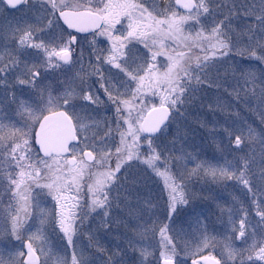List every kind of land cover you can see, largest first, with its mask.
<instances>
[{"label":"rangeland","instance_id":"374dc122","mask_svg":"<svg viewBox=\"0 0 264 264\" xmlns=\"http://www.w3.org/2000/svg\"><path fill=\"white\" fill-rule=\"evenodd\" d=\"M57 7L105 17L100 48L78 39L77 58L63 73L51 72V56L59 59L70 42L50 1L26 0L14 10L0 1V264H26L22 237L39 249V264H106L91 248L112 242V264H188L202 255L224 264L227 217L243 214L252 218L240 238L249 236L250 252L262 253L264 226L256 217L264 215V0H196L190 13L174 0H57ZM96 54L104 81L125 100L123 129L102 96L79 92L64 75L80 56ZM160 104L172 108L169 123L146 136L141 119ZM58 108L78 119L76 149L99 158V166L82 161L74 168L88 167L80 182L102 188L105 202L86 239L72 243L58 194L68 165L43 159L33 144L40 117ZM150 156L172 171L158 160L160 176L153 173ZM244 200L253 206L236 208ZM25 217L21 235L16 222ZM81 248L86 253L78 255Z\"/></svg>","mask_w":264,"mask_h":264},{"label":"flooded vegetation","instance_id":"af4514ba","mask_svg":"<svg viewBox=\"0 0 264 264\" xmlns=\"http://www.w3.org/2000/svg\"><path fill=\"white\" fill-rule=\"evenodd\" d=\"M26 0H24V3ZM57 3V0L56 2ZM53 6V5H52ZM19 8V7H18ZM51 8H55V5ZM82 7L74 8V9H79ZM88 9V8H86ZM93 12H100L98 10L94 9H88ZM101 13V12H100ZM102 14V13H101ZM104 25L101 26L98 30L91 32V33H79V32H74L71 29L67 28L66 26L64 27L66 29V34L65 37L69 38L70 44L68 45L67 41H64L65 47L67 48L64 50L65 53L69 54L68 60H64L62 58V52L59 56V59L56 56H51V72H55L57 70H60V73H63V71L66 69L65 65H68L71 63L73 58H77V50H76V44L78 39L81 38H86L88 40V45L90 44H97L99 46V42L96 37L101 36V30ZM97 40V41H96ZM97 48H100V46ZM151 48L148 47V49ZM101 50V49H100ZM151 50V49H150ZM86 60L88 62H83V60ZM78 60V59H77ZM102 58L99 55H94V56H80L79 61H77V66L75 70H71L68 72H65V74L71 76V79H75L73 84L74 86L76 85V89L81 91L82 93L86 95H93L97 94L103 97V99L106 100L107 104H105V108L109 112L110 117H115L116 124L115 125L118 128L123 129L126 123V117H122V113H126L127 111V106H125V100L123 98L119 99L117 97L116 90L118 88L113 89V87L110 88L111 84L112 86L114 85L113 83H106L104 81V74L101 72L99 69V64L101 62ZM50 64V63H49ZM92 68V70H88ZM63 75V77H64ZM129 77H123L122 80H126ZM111 90V91H110ZM79 91V92H80ZM82 101V100H81ZM78 101V102H81ZM90 102L93 103L95 99L89 100ZM120 102L122 105H120ZM77 105V103L75 104ZM90 105V104H89ZM92 105V104H91ZM66 112L69 114L71 117L76 133L78 135L79 141L75 144L70 145V150L71 154L68 156H53L51 159L54 161L62 160L68 165L67 168H64L63 170L65 171L64 174H68L66 181L67 183L64 185V187L59 191L58 194L62 193V198L59 200L60 204L63 206L62 213L65 215V220H67L66 225L64 227V234L65 237L70 241L69 243H72L74 240H85L87 237L86 232L88 231V223L89 220H92V218L95 216V214H98L99 212L102 211V208L105 206V202L102 201L98 195L99 192H101L102 188L99 189H93L90 187V185L86 183H82V179H87V168L84 169H75L74 166L77 164L81 163L83 161L84 165L87 164H92L95 162L96 165L99 166V158L97 155H95V160L93 162H87V160L84 157V151L85 149L81 150L79 148L78 151L76 148L81 144V135L78 131V124L77 121L78 119L74 117L72 114V109H66ZM126 116H128L126 114ZM129 117V116H128ZM120 130V129H118ZM123 135L116 136V140L120 141ZM69 156H74L76 158V162L74 164H70L69 162ZM162 160V159H160ZM100 166H102V161L100 162ZM70 170L68 171V169ZM99 168V167H98ZM95 170H99V169ZM79 170V174L77 171ZM110 170L107 169V172ZM70 172V173H69ZM76 173V174H73ZM57 196V194L55 195ZM257 204V202H256ZM253 206L252 202L249 200H244L241 201V204L236 206V208H245V211L247 208ZM244 211V212H245ZM19 218V217H17ZM227 224H228V231H227V239H228V248H227V263L224 264H264V240L262 239L259 247L260 253L257 255L256 252H250V247L251 243L249 242L248 237H244L243 240H241V235H243V229L246 227V223H250V220L252 216H248L246 214H243L241 216H228L227 217ZM26 219L25 217L22 222H16L19 226L15 227L17 230V233L22 234H27L26 230L22 227V225L26 226ZM256 219H259L258 221L262 223V227L264 226V215L257 216ZM235 220L237 222H235ZM109 222L111 224H114V221L112 219H107L106 223ZM234 222V225L233 223ZM236 224V226H235ZM235 228H238L239 231L237 232L238 238L235 239ZM23 244L20 245L22 251L25 254V262H26V257L28 255V251L25 250V242L30 241V246L31 248L35 251L37 258H38V263L39 264V257H38V248L34 245L33 242H31V238L27 237H22ZM73 240V241H72ZM114 242L106 243L104 246L99 247L98 249L91 248V254L93 255H98L104 259L106 264H112L113 256L118 251V248L113 245ZM85 248L79 249L78 255L80 254H85L86 252ZM201 256L196 257V259L199 261V264H205L204 262L201 261ZM220 261V260H219ZM27 264V263H26ZM220 264H222L220 262Z\"/></svg>","mask_w":264,"mask_h":264},{"label":"water","instance_id":"95a60500","mask_svg":"<svg viewBox=\"0 0 264 264\" xmlns=\"http://www.w3.org/2000/svg\"><path fill=\"white\" fill-rule=\"evenodd\" d=\"M23 1L4 0L10 8L18 7ZM51 3L54 6L55 0H51ZM174 5L185 12H191L196 6V0H174ZM58 16L63 25L80 33L94 32L102 26L104 21L101 14L88 9H62L58 11ZM62 58L68 60L69 54L64 53ZM170 114L171 110L167 105L163 104L152 107L141 121L142 131L147 135H155L167 124ZM73 142H78V137L71 118L64 110L48 112L39 120L35 131V145L43 156L49 157L51 154L67 155L70 153L69 145ZM84 154L90 162L95 158L93 152L89 149ZM69 161L71 164H74L76 159L71 157ZM25 250L29 252L26 262L37 264V255L31 248L29 241L25 242ZM201 260L207 264H219L217 259L210 256H204ZM160 264L174 263L164 259ZM190 264H197V262L191 260Z\"/></svg>","mask_w":264,"mask_h":264},{"label":"trees","instance_id":"16d2710c","mask_svg":"<svg viewBox=\"0 0 264 264\" xmlns=\"http://www.w3.org/2000/svg\"><path fill=\"white\" fill-rule=\"evenodd\" d=\"M161 2L162 3H164L165 2V0H161ZM151 47H153L152 45H151ZM158 48H161V46L160 45H158ZM151 49V48H150ZM153 49H157V47L155 46V47H153ZM120 105H122V103L120 102ZM118 129H120V128H118ZM149 159L150 160H154V161H156V164H155V166H153L152 168H151V170H152V172L153 173H155L156 175L158 174V172H157V168H156V165L158 164V160H160V158H158V157H153V156H150L149 157ZM46 160V159H45ZM146 160V159H145ZM163 164L165 163V162H163V160H160ZM165 167H167L166 168V170L169 172V171H172L169 167H168V165H167V163H165ZM158 176H160L159 174H158Z\"/></svg>","mask_w":264,"mask_h":264}]
</instances>
